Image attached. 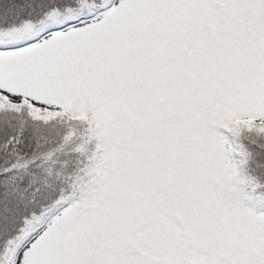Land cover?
<instances>
[{
	"label": "snow or ice",
	"instance_id": "1",
	"mask_svg": "<svg viewBox=\"0 0 264 264\" xmlns=\"http://www.w3.org/2000/svg\"><path fill=\"white\" fill-rule=\"evenodd\" d=\"M0 264H264V0H0Z\"/></svg>",
	"mask_w": 264,
	"mask_h": 264
}]
</instances>
